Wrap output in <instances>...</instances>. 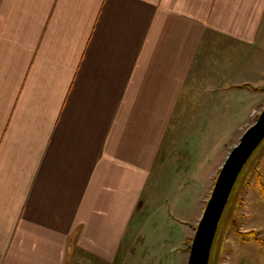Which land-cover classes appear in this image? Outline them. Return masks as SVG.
<instances>
[{
  "label": "crops",
  "instance_id": "1",
  "mask_svg": "<svg viewBox=\"0 0 264 264\" xmlns=\"http://www.w3.org/2000/svg\"><path fill=\"white\" fill-rule=\"evenodd\" d=\"M263 58L264 0H0V264L120 263L186 108Z\"/></svg>",
  "mask_w": 264,
  "mask_h": 264
},
{
  "label": "rangeland",
  "instance_id": "2",
  "mask_svg": "<svg viewBox=\"0 0 264 264\" xmlns=\"http://www.w3.org/2000/svg\"><path fill=\"white\" fill-rule=\"evenodd\" d=\"M255 62L260 70L253 67L242 75L235 70L228 84L217 77L211 90L198 92L199 107L186 108L178 135L170 131L176 149L161 180H154V201L138 213L130 246L116 264H188L193 236L220 169L264 109V58ZM238 179L210 264H264V141Z\"/></svg>",
  "mask_w": 264,
  "mask_h": 264
},
{
  "label": "water",
  "instance_id": "3",
  "mask_svg": "<svg viewBox=\"0 0 264 264\" xmlns=\"http://www.w3.org/2000/svg\"><path fill=\"white\" fill-rule=\"evenodd\" d=\"M264 141V109L242 134L222 165L193 236L188 264H210L214 240L236 181Z\"/></svg>",
  "mask_w": 264,
  "mask_h": 264
},
{
  "label": "trees",
  "instance_id": "4",
  "mask_svg": "<svg viewBox=\"0 0 264 264\" xmlns=\"http://www.w3.org/2000/svg\"><path fill=\"white\" fill-rule=\"evenodd\" d=\"M238 180H239V179H238ZM238 180H237V182H238ZM237 182H236V185H237ZM236 185H235V186H236ZM228 205H229V202H228ZM228 205H227V207H228ZM227 207H226V209H227ZM224 214H225V213H224ZM224 214H223V216H224Z\"/></svg>",
  "mask_w": 264,
  "mask_h": 264
},
{
  "label": "bare ground",
  "instance_id": "5",
  "mask_svg": "<svg viewBox=\"0 0 264 264\" xmlns=\"http://www.w3.org/2000/svg\"><path fill=\"white\" fill-rule=\"evenodd\" d=\"M211 260V259H210Z\"/></svg>",
  "mask_w": 264,
  "mask_h": 264
}]
</instances>
